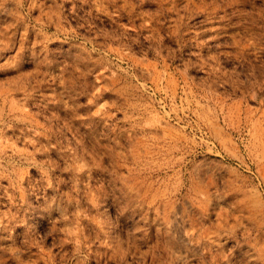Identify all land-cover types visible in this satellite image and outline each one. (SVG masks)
Returning <instances> with one entry per match:
<instances>
[{"label":"rangeland","instance_id":"rangeland-1","mask_svg":"<svg viewBox=\"0 0 264 264\" xmlns=\"http://www.w3.org/2000/svg\"><path fill=\"white\" fill-rule=\"evenodd\" d=\"M0 264H264V0H0Z\"/></svg>","mask_w":264,"mask_h":264}]
</instances>
